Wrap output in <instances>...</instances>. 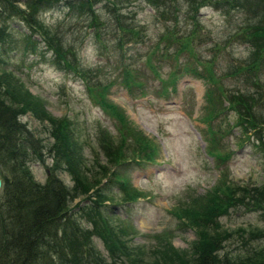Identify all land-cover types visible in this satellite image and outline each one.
<instances>
[{
	"label": "trees",
	"instance_id": "trees-1",
	"mask_svg": "<svg viewBox=\"0 0 264 264\" xmlns=\"http://www.w3.org/2000/svg\"><path fill=\"white\" fill-rule=\"evenodd\" d=\"M60 1L65 2L69 13H74L77 19L86 20L85 27L93 30L96 42H99L101 23L94 5L103 2L111 7L116 20L113 48L121 52L119 82L130 93L141 88V82L135 79L132 60L125 58L123 53L126 44H137L139 30L116 19L118 8L113 0H0V19L17 21L27 31L22 54L28 49L33 52L37 47L42 48L41 55L49 51L61 68L84 82L91 99L114 121L117 135L114 139L106 131H97L95 140L105 163L101 164L94 155L92 161L97 170L93 168L90 173L70 121L66 117H52L41 100L32 96L20 79L6 68L7 62L1 56L4 51H0V264H264L263 229L229 230L219 222L232 207L263 212L264 183L239 185L225 177L203 195L175 206L171 211V215L194 235L186 249L175 250L166 237H155L163 242L158 246L159 250L149 251L152 262L145 261L147 256H142L140 248L129 247L130 238L126 237L136 233L129 234L130 226L114 221L105 211L108 206L119 203L132 204L144 194L131 187L116 169L127 161L136 165L152 163L159 156V148L140 132L128 127L119 108L105 100L110 83H97L99 69L82 66L77 47L65 42L62 32H57L40 18L45 9ZM173 2L144 0L145 5L159 16L166 12L160 8L167 7L168 12L174 9L169 7L175 6ZM182 3L185 17L192 23L189 29L182 35L176 34L173 28L166 30L145 54L144 64L157 79L158 94H166L168 88L173 92L177 75L183 73H191L215 85L214 80H217L212 76V61L198 59L193 48L203 39L196 18L203 7L221 9L224 15L230 10L245 14L231 36L232 42L240 41L248 47L247 64L235 67L229 74L246 71L247 75H254L259 70L264 59V0H182L179 7ZM172 19L176 22L174 16ZM5 28L4 24L0 26V45L9 38ZM168 48L172 49L173 58L186 53L200 66L201 73L194 67L184 66L182 73L173 70L165 79L159 78L151 60L157 52L159 56L167 57ZM219 49L218 45H213L211 52L214 54ZM217 89V95L210 89L205 92L208 107L201 120L206 125L200 135L205 142L204 153L218 162L228 158L229 153L219 150L220 140L227 132L222 134L212 127V122L227 109L236 114L234 126L243 130L236 141L237 146L241 147L243 139H252L253 146L264 151V116L254 111L258 100L247 91L223 95ZM142 91L140 96L144 97ZM223 103L226 106L223 107ZM26 114L44 126L47 142L20 121ZM46 159L50 162L48 167L45 166L48 175L40 184L34 180L29 164L36 162L44 166ZM262 160L264 163V153ZM55 172L66 174L72 185L65 186ZM108 182L117 185V200L105 192ZM73 209H77L76 214L85 226L76 223L72 217ZM234 235H239L240 248L234 252L224 251L225 242ZM244 235L247 237L243 238ZM92 238L102 243L104 255L96 249Z\"/></svg>",
	"mask_w": 264,
	"mask_h": 264
},
{
	"label": "rangeland",
	"instance_id": "rangeland-1",
	"mask_svg": "<svg viewBox=\"0 0 264 264\" xmlns=\"http://www.w3.org/2000/svg\"><path fill=\"white\" fill-rule=\"evenodd\" d=\"M113 1L118 8L116 19L139 30L137 44H126L127 49L123 52L125 58L132 60V68L136 72L135 79L141 82L140 90L133 89L131 93L119 82L118 60L121 52L113 48L116 43V20L110 6L103 2L94 5L95 14L101 23L98 29L99 42L92 36L93 30L86 29V20L77 19L74 13H69L64 1L50 5L40 18L46 25L62 32L65 42L77 47L82 66L99 69L97 83H110L105 100L119 108L128 127L140 132L159 148V156L152 163L136 165L127 161L116 169L128 184L141 191L144 197L129 205L119 203L108 206L105 211L114 221H122L132 228L131 232L126 230L129 234L132 231L136 233L126 237L130 238L129 247L140 248L142 256H147L145 261H152L149 251L159 250L158 246L163 242L155 237H166L175 250L186 249L194 239L192 231L182 226L180 221L171 215L175 206L203 195L218 180L223 181L222 177L239 185L264 183V151L255 148L252 139H243L241 147L237 146L236 141L242 136L243 130L234 126L236 114L233 110L227 109L212 122L213 129L222 134L227 132L220 140L219 150L229 153L228 158L223 162L209 158L204 153L205 142L200 138L206 125L201 118L208 107L205 100L207 89L213 90L214 95H217V88L223 95L247 91L258 100L254 111L264 116V59L254 75H247L246 71L229 74L235 67L247 64L248 47L240 41L232 42L231 36L232 31L243 21L245 14L230 10L224 15L221 9L203 7L196 15L203 39L193 48L198 59L212 61V76L217 80H214L215 85L192 76L191 73H183L181 76L177 75L173 92L168 88L166 94H158L157 79L144 64L145 54L158 43V36L166 30L173 28L176 34L182 35L189 29L192 23L185 17V5L182 3L179 7L182 0H174L172 4L175 6H169L174 9L168 8L171 9L168 12L167 7L160 8L166 12L159 16L145 5L144 0ZM173 16L176 22L172 19ZM3 24L7 27L5 31L9 33V38L0 45V51H4L1 56L7 62L6 68L20 79L32 96L41 100L45 110L52 117H66L70 121L86 168H89L90 173L93 168L97 170L93 165V156L98 157L101 164L105 161L99 154L95 135L100 129L115 139L117 135L114 121L91 99L84 82L61 68L49 51L41 55L42 48L37 47L33 52L28 49L22 54L24 34L27 31L19 22L0 19V26ZM213 45L220 48L214 54L211 52ZM171 53L172 49L168 48L167 57L159 56L157 52L151 60V66L159 78L165 79L173 70L182 73L184 66L194 67L201 73L200 66L186 53H181L176 58H173ZM141 89L145 92L144 97L140 96ZM224 106L226 103H223ZM20 121L25 123L34 135L47 142L43 125L34 121L28 114L21 117ZM49 164V159L45 160L44 166L36 162L29 164L36 182H44L48 175L45 166L48 167ZM55 175L65 186L72 185L66 174L55 172ZM104 190L117 200L115 183L108 182ZM76 212L77 209L72 210V217L80 226H85ZM219 222L229 230H264V211L232 207L228 215L220 218ZM246 237L247 235H244L243 238ZM92 239L96 249L104 255L102 243ZM240 246L239 235H234L225 242L224 251L234 252Z\"/></svg>",
	"mask_w": 264,
	"mask_h": 264
},
{
	"label": "water",
	"instance_id": "water-1",
	"mask_svg": "<svg viewBox=\"0 0 264 264\" xmlns=\"http://www.w3.org/2000/svg\"><path fill=\"white\" fill-rule=\"evenodd\" d=\"M47 174V172H45ZM0 187H1V181H0Z\"/></svg>",
	"mask_w": 264,
	"mask_h": 264
}]
</instances>
